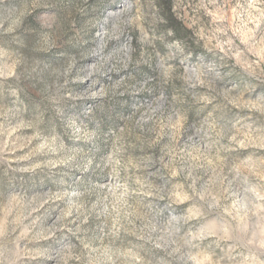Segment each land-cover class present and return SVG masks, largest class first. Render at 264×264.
Listing matches in <instances>:
<instances>
[{"label": "rangeland", "instance_id": "rangeland-1", "mask_svg": "<svg viewBox=\"0 0 264 264\" xmlns=\"http://www.w3.org/2000/svg\"><path fill=\"white\" fill-rule=\"evenodd\" d=\"M0 264H264V0H0Z\"/></svg>", "mask_w": 264, "mask_h": 264}, {"label": "trees", "instance_id": "trees-1", "mask_svg": "<svg viewBox=\"0 0 264 264\" xmlns=\"http://www.w3.org/2000/svg\"><path fill=\"white\" fill-rule=\"evenodd\" d=\"M170 8V7H169ZM170 10H171V8H170Z\"/></svg>", "mask_w": 264, "mask_h": 264}]
</instances>
